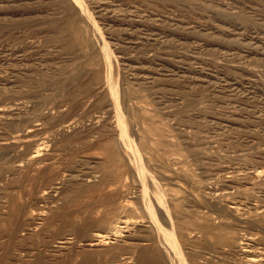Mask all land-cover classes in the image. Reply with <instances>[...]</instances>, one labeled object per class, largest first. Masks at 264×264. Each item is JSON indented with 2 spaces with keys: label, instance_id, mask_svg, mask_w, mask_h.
I'll return each mask as SVG.
<instances>
[{
  "label": "rangeland",
  "instance_id": "rangeland-1",
  "mask_svg": "<svg viewBox=\"0 0 264 264\" xmlns=\"http://www.w3.org/2000/svg\"><path fill=\"white\" fill-rule=\"evenodd\" d=\"M83 2L86 12L76 0H0V264H133L156 240L118 108L154 177L157 216L152 189L164 192L190 264H264V0ZM62 126L32 179L11 141ZM37 194L43 211L21 216ZM107 217L127 227L99 246Z\"/></svg>",
  "mask_w": 264,
  "mask_h": 264
},
{
  "label": "bare ground",
  "instance_id": "bare-ground-1",
  "mask_svg": "<svg viewBox=\"0 0 264 264\" xmlns=\"http://www.w3.org/2000/svg\"><path fill=\"white\" fill-rule=\"evenodd\" d=\"M76 3L79 5V8L83 11H87L86 9V6L83 2V0H76ZM107 52L105 50V55L107 56ZM109 56V55H108ZM107 59V58H106ZM109 59V58H108ZM108 63H110L109 61H107ZM107 73V72H106ZM113 76L110 75L107 79V85L110 87V90L112 92V95L113 97L115 98V101L116 103L119 102L118 100V93H117V90L115 91V87L113 86ZM126 109V106L123 110ZM121 111V110H120ZM122 114V115H121ZM121 117L120 118V115H119V108L117 109V126H118V131H119V141L122 145V148H123V151L125 153V155H128L130 158H131V161L133 162V164L135 165L136 167V170H137V173L139 174V176L141 177L142 179V183H143V190L141 188V191L142 194V197H143V200H144V204L146 206V209L148 212H150L151 216H152V219L154 220V223H155V226H156V229H157V238L156 240L154 241H151L149 242L147 245H145L144 247H139V251H138V256H136L135 260H133V264H190L189 260L187 259V257L185 256L184 252L183 251V248H182V243H181V240H182V236H183V233L181 232L180 230V227L177 226V223L175 222L174 220V215L172 216V213H171V209L168 208V204L165 203V194L163 191H154V189H152V192L153 194L157 197L156 198V201L158 203V212H159V215H160V218L157 216L158 213H156L155 211V208H154V204L150 198V192H149V189L152 188V184L154 185V177H149L148 176V173L146 172V166L142 165V161L139 160V157H138V152L139 151V146H138V143H137V139H136V136L134 134V131L132 130L131 126L127 123V120H125V115H124V111L121 112ZM125 114H126V111H125ZM5 115V114H4ZM124 115V116H123ZM123 118H125L124 120H122ZM39 120V119H38ZM72 123V122H70ZM69 123V124H70ZM68 124V125H69ZM65 127V126H64ZM63 129V126L62 127H58L56 128L51 134L49 133L46 137H40L38 136L39 133V129H31L30 131H27L26 132V135L24 136V138H20V139H14L13 141H11L12 143L11 144H16L17 145H20V148L21 151L17 154H15V156L17 155L19 157L18 159V163H21V167H22V171H28L30 173H32V176L31 178L34 179L35 178V175L39 174V172L42 171V168L44 167H41L44 160L41 158V157H44L46 156V151L49 149V147L51 146L49 144V138L50 137H53V136H57L58 134L61 133ZM11 130V129H10ZM13 130V129H12ZM45 130V129H43ZM101 130V129H100ZM67 136V135H66ZM136 139V140H135ZM63 143V142H62ZM15 146V145H13ZM18 147V146H17ZM9 149V148H8ZM13 149H15L13 147ZM121 149V148H120ZM5 150V149H4ZM7 150V149H6ZM54 150V149H53ZM4 152V151H3ZM10 154H11V151H9ZM6 155H9L7 154V152L5 153ZM14 155V153L12 154ZM13 157V156H12ZM9 159V157H7ZM11 159V157H10ZM16 158H14L15 160ZM45 159V158H44ZM6 160V159H5ZM13 160V159H12ZM10 162H12L11 160H9ZM8 162V161H7ZM14 162V161H13ZM12 162V164H13ZM130 162V161H128ZM15 163V162H14ZM10 164V163H9ZM15 166V165H14ZM18 166V165H16ZM16 167V168H21V167ZM35 166H37L38 168L36 169ZM47 166V165H46ZM130 168H131V165H129ZM11 167L8 166V168ZM41 167V168H40ZM4 168V167H3ZM2 168V169H3ZM7 168V167H6ZM5 168V169H6ZM13 169H15L14 167H12ZM35 168V169H33ZM17 170V169H16ZM19 170V169H18ZM21 170V169H20ZM6 171V170H5ZM0 173H3V172H0ZM2 175V174H1ZM6 175V174H5ZM30 175V174H28ZM43 175V174H42ZM106 175V174H105ZM4 176V175H3ZM18 176V175H17ZM41 176V175H40ZM6 177V176H5ZM13 177V176H11ZM28 177V176H27ZM42 178V177H41ZM44 178V177H43ZM3 179V177H2ZM11 179V178H10ZM9 180V179H8ZM167 180V179H166ZM26 181V180H25ZM44 181V180H43ZM8 182V181H7ZM23 182V181H22ZM32 182V181H30ZM38 182V181H37ZM2 183V182H1ZM15 183V182H14ZM41 183V182H40ZM16 184V183H15ZM38 184V183H37ZM36 184V185H37ZM2 185V184H1ZM48 185V184H47ZM93 185V184H91ZM8 186V185H6ZM10 186H12L10 184ZM15 186V185H13ZM26 186V185H25ZM29 186V185H28ZM38 186V185H37ZM44 186V185H43ZM23 187V185H22ZM9 188H12V187H8L7 189ZM20 188V187H19ZM30 188V187H29ZM32 188V187H31ZM40 187H38L39 189ZM80 190H79V194L75 195V196H82L83 192L85 191L84 188L85 186H80L79 187ZM6 189V188H5ZM26 189V188H25ZM46 189V188H45ZM86 189V188H85ZM140 189V188H139ZM22 190V188H21ZM21 190H18V191H21ZM28 190V189H26ZM25 190V191H26ZM43 190V189H42ZM4 191V190H3ZM12 191V190H11ZM21 192H24V191H21ZM38 192V191H37ZM45 192V191H44ZM48 193V191H46ZM86 192V191H85ZM31 193H32V190H31ZM141 193V192H140ZM28 194H29V191H28ZM46 194V193H45ZM137 194V193H136ZM263 194V193H262ZM26 194H22V197L25 196ZM31 195V194H30ZM33 196V195H32ZM47 196V195H45ZM139 196V195H138ZM29 197V196H28ZM34 199H32V201H29L28 199H26V201L24 202L25 204L22 206V211L20 213V215L22 216H25L26 214H28V211H31V212H35V211H43V209L45 207H42L39 205V203H41V198H40V195L37 194L35 197H33ZM43 198V197H42ZM45 198V197H44ZM48 198V196H47ZM22 199V198H21ZM113 199V198H112ZM24 200V198H23ZM22 200V201H23ZM47 200V199H46ZM21 201V204L23 203ZM126 201V200H125ZM99 202V201H98ZM96 203V201L94 202ZM126 203V202H125ZM128 204V202H127ZM45 205V203H44ZM218 205V204H217ZM10 206V204H9ZM130 206V204H129ZM133 206V205H131ZM1 207V206H0ZM199 207V206H198ZM197 207V208H198ZM218 207V206H217ZM216 207V208H217ZM8 211V210H6ZM253 211V210H252ZM9 212V211H8ZM13 212V211H12ZM147 212V213H148ZM2 213V212H1ZM111 213V212H110ZM3 214V213H2ZM33 214V213H32ZM53 214V213H52ZM113 214V213H111ZM21 216H18V221H20L21 219ZM120 216V215H119ZM7 217V216H6ZM150 217V216H149ZM4 218V217H3ZM118 218V217H117ZM14 219V218H13ZM107 218H102L97 226L98 227H106V231H99L98 234L95 235V244L97 245H102V244H106L109 242V240H111V238L114 237V239L121 237L122 233L124 232L123 228H126L127 226H124V227H120V226H117L116 222L114 220H110V221H106ZM128 219V218H127ZM151 219V218H150ZM49 220V219H48ZM67 221H65L63 224H62V227H66L67 225H70V222L68 219H66ZM124 220V219H123ZM22 221V220H21ZM32 221V220H31ZM152 221V220H151ZM96 222L95 221V225H96ZM109 222V223H108ZM121 222V221H120ZM128 222V221H127ZM143 222V221H142ZM29 223V224H28ZM25 222L24 223H21L19 224V226H15L14 229L12 230H9L7 231L8 232H11V235L14 236L15 234H17L19 232L18 230V227H20L21 229L24 228L25 226H29L31 224V222ZM49 223V222H47ZM224 223V222H223ZM237 223V222H236ZM150 224V223H149ZM119 225V224H118ZM127 225V223H126ZM233 226V225H232ZM2 227V226H1ZM7 227V226H6ZM30 227V226H29ZM80 228V227H79ZM97 228V227H96ZM1 229V228H0ZM75 229V228H74ZM81 229V228H80ZM213 229V227L211 228ZM88 230V229H87ZM100 230V228H99ZM75 231V230H74ZM78 232L79 236H78V239L80 240V238H82V236L84 235V232H82V229H81V232L80 231H76ZM138 233H142V232H138ZM144 235L146 233H143ZM148 234V233H147ZM146 234V236H147ZM8 235V234H7ZM138 235V234H137ZM149 235V234H148ZM2 237V236H1ZM93 238V237H92ZM139 238V237H138ZM88 239V238H87ZM131 239V238H130ZM144 239V238H143ZM142 239V240H143ZM5 240V239H4ZM23 240V238H22ZM89 240V239H88ZM141 240V239H140ZM227 240V239H226ZM1 241V240H0ZM7 241V240H6ZM20 241V240H19ZM18 241V242H19ZM94 241V240H93ZM225 241L224 239H221L219 240V242H223ZM25 242V241H24ZM27 242V241H26ZM133 242V241H132ZM137 241H135L136 243ZM148 242V241H147ZM146 241L143 242V243H147ZM227 242H230L231 244H234L236 243V237L234 236V234H231L230 236V239H228ZM2 243V242H1ZM130 243H131V240H130ZM129 243V244H130ZM141 243V241H140ZM26 244V243H25ZM128 244V245H129ZM243 244V243H242ZM17 245V243H16ZM132 245V244H130ZM136 246L138 245L139 246V243L135 244ZM134 244L132 246H135ZM18 246V245H17ZM117 247L119 246V248H121L120 246L121 245H116ZM245 247V246H244ZM243 247V248H244ZM250 247V246H249ZM248 247V248H249ZM107 248V247H106ZM115 248V247H113ZM126 248V247H125ZM129 248V247H128ZM135 248V247H134ZM211 248V247H210ZM237 248V247H235ZM100 249V248H99ZM105 249V248H104ZM102 249L101 247V251L104 250ZM116 249V248H115ZM136 249V248H135ZM138 249V248H137ZM245 249V248H244ZM89 250V249H88ZM93 250H96L95 248ZM92 250V251H93ZM108 250V249H105V251ZM111 250V249H110ZM114 250V249H113ZM122 250V248H121ZM127 250V249H126ZM130 250V248H129ZM212 250V249H211ZM219 250V249H218ZM247 250V248L245 249ZM81 251V250H80ZM85 251V250H83ZM91 251V250H90ZM100 251V250H99ZM112 251V250H111ZM117 251V250H115ZM225 252V249L223 250ZM244 251V250H243ZM114 252V251H113ZM125 252V251H124ZM131 252V250H130ZM212 252V251H211ZM109 253V252H108ZM219 253V251H218ZM91 254H93L91 252ZM106 254V253H105ZM128 254V253H127ZM202 254V253H201ZM235 254V253H233ZM238 254V253H237ZM114 255V253H112V256ZM226 255H230V254H226ZM262 255V254H261ZM192 256V255H191ZM237 256V255H236ZM248 256V255H247ZM246 256V258H248ZM200 257V256H199ZM234 257V256H233ZM240 257V256H239ZM262 257V256H261ZM194 258V257H193ZM212 258V257H211ZM216 258V257H215ZM231 258V257H230ZM251 258V257H250ZM72 257H68V258H65L63 259L62 261H58V262H54L53 264H72ZM107 259V258H106ZM113 260L116 261V256H113L110 258V260ZM220 259V258H219ZM225 259V258H224ZM235 259V258H234ZM108 260V262L110 261ZM45 261V258L44 256H41V255H38L37 259L35 261H33L32 263L30 262V264H43V262ZM99 261V259L97 260ZM207 261V260H206ZM205 261V262H206ZM218 261V260H217ZM217 261L215 263H217ZM246 261V260H245ZM264 261V260H263ZM104 262V260H103ZM112 262V261H111ZM204 262V261H203ZM204 262V263H205ZM14 263V262H13ZM12 263V264H13ZM27 263V262H26ZM29 263V262H28ZM75 263V262H74ZM73 263V264H74ZM84 264H98V262H94V261H84L82 262ZM102 263V262H101ZM117 263V262H116ZM202 264V262H200ZM207 263V262H206ZM221 263V262H220ZM236 263V262H235ZM103 264V263H102ZM112 264V263H110ZM123 264H131L130 262H126ZM199 264V263H198ZM223 264V263H222Z\"/></svg>",
  "mask_w": 264,
  "mask_h": 264
}]
</instances>
